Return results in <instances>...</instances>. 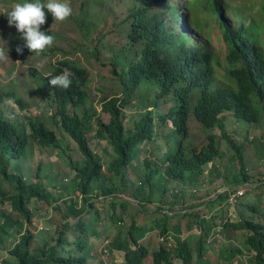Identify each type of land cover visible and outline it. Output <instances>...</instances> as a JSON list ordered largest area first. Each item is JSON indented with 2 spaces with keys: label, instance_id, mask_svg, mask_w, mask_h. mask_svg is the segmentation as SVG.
Listing matches in <instances>:
<instances>
[{
  "label": "trees",
  "instance_id": "1",
  "mask_svg": "<svg viewBox=\"0 0 264 264\" xmlns=\"http://www.w3.org/2000/svg\"><path fill=\"white\" fill-rule=\"evenodd\" d=\"M125 1L131 5L125 21L127 44L114 52L109 63H104L111 64L120 77L124 94L103 97L101 112L111 116L110 122L102 119L101 112L90 101L87 90L90 70L80 60L60 59L52 75L39 78L44 84V89H40L57 109V124L77 144L78 153H82L83 161L72 163L73 172L67 175L71 176L66 177L68 181L63 176L61 182L55 181L50 188L39 176L38 181H33L34 174L29 168L27 172L23 170L22 159L28 160L36 145L62 146L57 132L43 118L31 116L22 99L17 103L27 112L24 123L5 117L0 110V172L15 192L6 194L0 187L1 204L9 206V209H0V248H6L8 253L3 264H93L92 240L102 237L101 228L109 224L119 228V233L110 238V248L113 259L120 260L118 252L124 253L122 264H147L151 256L154 264H175L177 258L193 264L191 242L196 243L197 254L202 258L211 250L210 236L219 231L225 235L232 228L247 232L248 250L256 252V264H264V216L258 215L256 221L246 219L242 213L241 219L234 221L228 212L222 219L223 226L218 228L215 219L211 221L194 211L195 206L187 205V200L197 197L190 193L192 188H202L209 182L216 184L224 177L217 164L225 156L218 130L236 152L232 157L235 174L231 178L226 173L224 179L234 186L251 181L245 172V146L239 143V137L229 134L228 117H235L251 128L264 127V40L260 39V27L246 22L243 13L233 10L229 13L238 22L230 23L222 0H206L202 7L199 0H185L190 12L197 6L201 11L205 9L222 29L226 44L223 60L217 49L202 43L195 32L204 34L205 21L199 13L197 18L190 13L192 21L184 29L179 21L173 24L179 19L175 0ZM82 7L80 12L85 16ZM94 20L90 18L82 25L89 32L96 31L98 24ZM54 22L49 15L42 28L49 33ZM191 27L194 32H190ZM89 37H86L88 45ZM90 52L101 62L103 48L90 49ZM65 69L73 73L72 84L67 89L49 86V78ZM38 74L30 69L31 76L38 77ZM142 86L156 93L155 102L148 106L139 98L138 108L143 111L138 112L139 120L133 121L134 127H129L126 110L133 103L135 91ZM7 96L11 94L0 96V102ZM161 101L173 104L165 115L150 109L160 108ZM193 123L203 129V137L192 132ZM94 136L112 147L114 153L109 155L110 160L94 150ZM158 138L166 141V148H160L164 152L141 162L142 146L156 144ZM249 140L248 136L244 139L247 143ZM13 160L19 162L14 165ZM239 165L243 172L238 171ZM208 166L214 169L211 174L217 173L210 180L205 179ZM228 196L220 195L212 204ZM60 201L66 204L65 223L58 226L57 233L50 226L48 231L39 230L37 224L43 219L42 211L61 210L56 205ZM155 205H159L157 214L162 212L163 216L153 220V224L140 222L133 213H142L143 209ZM178 205L187 211L180 213L183 221L172 223L170 213ZM127 216H131L132 226L124 231L120 226ZM72 217L79 218L76 224L69 221ZM195 228L202 230V234L193 240L183 238V234ZM155 231L163 238L173 235L177 246L174 249H168L163 243L159 249L146 246L143 240ZM237 252L224 260L231 262Z\"/></svg>",
  "mask_w": 264,
  "mask_h": 264
},
{
  "label": "rangeland",
  "instance_id": "2",
  "mask_svg": "<svg viewBox=\"0 0 264 264\" xmlns=\"http://www.w3.org/2000/svg\"><path fill=\"white\" fill-rule=\"evenodd\" d=\"M16 2H18V0H0V12L10 9ZM68 2L72 8L71 14L62 21L55 20L50 30V34L53 36L52 43L38 53L30 52L27 49H25L23 53H17L15 51L16 46L18 44H22V41L19 39V34L16 33L14 27L7 25L6 14L0 13V96L11 94V96H7L5 98L6 101L4 103H0V110L5 117H10V119H14L17 123H24L27 112H25L24 109H21L19 103H17L19 99H22L27 104L30 115L33 117L43 118L48 126L54 129L62 140V146L60 148L40 147L39 145H36L34 147V152L30 154L28 160L22 159L24 172H27V169L29 168L31 173L34 174L32 180L38 181L37 177L39 176L42 178L40 181L45 182L47 186L53 185L55 181L61 182L63 176L65 177V180L68 181L66 177H69L70 179L71 176L67 175H71L73 172L71 170L73 167L72 163L82 162L83 157L81 152V154L78 153L77 144L72 141L69 136L64 133L61 127H59V124H57V120L55 119L57 109L51 104V102H49L48 97L43 92L42 89H44V84L39 80V77L29 76V70L33 69L43 73L45 76H48L54 72V65H56L59 59L69 58L77 61L80 60L90 70L91 82L87 88L88 96L90 101L97 106L99 112L102 111L101 102L103 97L106 95L117 97L124 96L120 77L114 73L111 64L105 65L104 63H109V60L112 59L114 52L122 48L123 45L127 44L128 34L127 23L125 21L128 17V11L130 9L129 6H131L130 3L125 0H68ZM185 2V0H175L179 19L173 21V18L171 17L173 24L179 21L180 26L186 29L185 25L187 26V22L192 21L193 18L190 13L196 15V18L198 17L197 13H199L205 21L203 29L204 34L199 33L196 30L195 32L201 39L200 41L202 43H208L214 46L219 52L220 59L225 60L226 44L223 39L222 29L219 27L215 19L208 15V12L205 9L203 10L202 8V11L200 9V7L204 6L206 0H199L198 4L201 6H197L194 12H190V8L186 7ZM227 2L228 5L226 6V0H222L224 8L227 10L226 14L230 23L238 22V19L235 15H230L229 11L233 10L239 12L240 14L243 13L246 17V22H254L260 27V39L264 40V0H227ZM82 4L85 6L82 7ZM81 7L85 12V16L80 12ZM90 18H94V21H97L98 26L96 31L89 32L82 25V22L88 21ZM190 32H194L192 27L190 28ZM87 36H90L89 39L91 40L89 45L86 43ZM209 37L211 41L209 40ZM103 42L106 44L105 47H103ZM192 42L194 43L193 40ZM99 47L100 49L103 48V53L101 55L102 63L98 61L90 52V49L95 50ZM39 84L42 86V89H40L41 87ZM155 97L156 93L147 86H142L139 90L135 91L134 97H132L133 103L126 110V123L129 127H134L133 121L139 120L138 112L143 111V109L138 108V99L143 98L146 105L149 106L151 105L150 103L155 102ZM172 105V103L166 105L163 101H161L160 108L155 107L150 109L158 111L160 115H165L168 113V109L171 108ZM89 106L91 105L89 104ZM22 112L25 113V116L22 115ZM101 115L105 122H110L111 116L109 114L101 112ZM52 119H54V122H52ZM157 120L159 121V117H157ZM237 121L239 120L235 117H228V132L233 137H239V143H242L245 146V172L251 176V181L234 186V184L227 183L224 179V177H226V173L229 175L228 177L231 178L235 174L234 166L236 165L232 162V157L236 152L229 147L227 142L222 138L221 132L218 130L217 133L221 138V145L225 156L222 160L218 161L217 164L221 168L224 177L217 180L215 182L216 184L209 182L202 188H192L190 193L197 194V197L193 198V200L190 199L188 203L190 206H201L204 202L211 203L210 200L216 201L220 195L229 194L231 190L237 189L245 184H252L254 185L253 189H251L248 194L242 197L235 205L233 208V217L230 218L237 221L238 219H241V214L244 213L246 219L253 218L256 220L258 215L264 216V127L251 128L244 122L239 121L238 123ZM169 128L172 130L171 126H169ZM158 131L162 132L163 129H159ZM192 132L199 137L204 136L203 129L201 130L200 128H197L196 123L192 124ZM177 136L178 135L174 136L176 140L178 139ZM247 136L250 139L248 143L244 141ZM165 146L166 141L164 138H158V142L156 144L150 143L146 145V147L142 146L140 161L143 162L146 157L149 156L156 155L158 157V152H164V150H161L160 148H166ZM92 147L94 150L102 154L106 160H110L111 157L109 155L114 153L112 147L107 141L101 142L95 136L92 138ZM70 159H72L71 163ZM18 162V160L12 161L14 165ZM237 167L239 172H243L240 165ZM209 169L212 171L214 170L208 166L207 171ZM24 172L23 175L25 174ZM212 174L210 173V175ZM210 175L208 176L206 173L207 178L205 179L210 180V178L216 177L217 173H214L212 176ZM24 176L25 178L27 177L30 179L27 174ZM0 187H3L2 189L6 194L13 195V193H15L13 186L8 180L4 179L1 172ZM173 189L178 191L181 190V188ZM185 189L188 190V187H185ZM53 191L54 189L52 192ZM205 198H209V200H205ZM228 198L225 199V201L223 200L215 203H218V210L220 211L219 214H214L216 212L215 211L207 216V219H210L211 221L212 219H215L218 228L223 226L222 219L228 215L230 209V206L227 203ZM56 205H58L61 210H54L53 208V212L52 209H49L48 211L44 209L42 211L43 219L37 224L39 226V230L42 226H44L46 228L45 231H48L50 230L48 226H50L53 228V232L57 233L58 226L61 223H65L66 220H64V217L66 214V204L64 201H60ZM155 207L156 206L153 208H145L142 213H138L137 211H133V213L140 220L142 217L141 215H144L145 213H147V216L157 215ZM252 208L256 209L257 212ZM0 209H9L8 205L1 204V197ZM180 209L182 212L187 211L186 207H181ZM177 210L178 208L174 211ZM206 211V207H203L202 209H199L198 212L204 216ZM212 214L214 218H212ZM162 216L163 213L161 212L158 217L161 218ZM78 220L79 218L72 217L69 221L76 224ZM140 222L143 221L140 220ZM131 226L132 218L131 216H127L120 227H122L124 231H127L131 228ZM245 233L247 232L232 228L227 229L225 231V235L219 231L216 235L213 234L210 236L208 247L213 251L224 250L222 253L212 251L211 255L214 257L212 259L207 256H205V259L203 260L202 258H199L196 243L191 242L195 259L193 264H208L209 261L214 262V264L217 261L216 264H218V254L221 255L224 253L223 256H227V253L225 252L230 251L227 250L226 246V244L231 243L229 238H234L235 240H233L235 244L232 247L229 245V247L233 250L237 247L243 251L242 253L237 252L238 257L229 264H256V252L248 250L246 246ZM188 234L189 233H186V235ZM106 238L101 239L100 237L102 242ZM162 238L163 237L160 238V234L157 232L152 236V243L156 245V248L161 246ZM8 245L11 246V242H8ZM7 259L8 253L6 252V248H0V264H3L4 260ZM99 259L100 257L97 258V261H99ZM118 261L121 260H118V258L113 259L114 264H118ZM146 263L154 264L153 257L151 256L148 258ZM178 264L184 263L179 262Z\"/></svg>",
  "mask_w": 264,
  "mask_h": 264
},
{
  "label": "clouds",
  "instance_id": "3",
  "mask_svg": "<svg viewBox=\"0 0 264 264\" xmlns=\"http://www.w3.org/2000/svg\"><path fill=\"white\" fill-rule=\"evenodd\" d=\"M71 12L72 8L70 7L68 0H18V2H16L10 9L0 13L6 14L7 25L10 27H14L16 33L19 34V39L22 41V44H18L16 46L15 51L17 53H23V51L27 49L30 52L38 53L41 50L45 49V47L50 45L53 41V36L50 34L51 31L48 33L45 29L42 28V25L45 24L47 16L50 15L53 20L62 21L67 18L71 14ZM58 61L56 65H54L55 67L58 64ZM39 73L40 74L38 75L42 76H38L39 78L45 79V77H47L43 73ZM29 76H31L30 70ZM72 76L73 73L70 70L65 69L60 74L50 77L48 80V84L49 86L67 89L72 84ZM40 87L42 86L40 85ZM5 101L6 100L0 103H4ZM22 115L25 116V113L22 112ZM81 199H83V196L81 197ZM45 229L46 228L44 226L40 228V230ZM162 239L161 242L167 247L166 243L163 242ZM106 240H110L111 245L110 238L104 239L100 251L98 252L100 261L103 264H114L112 258L114 252L112 253L110 245L105 246ZM105 249H109L111 251L110 256H105ZM94 256H96L95 253L93 254V257Z\"/></svg>",
  "mask_w": 264,
  "mask_h": 264
},
{
  "label": "crops",
  "instance_id": "4",
  "mask_svg": "<svg viewBox=\"0 0 264 264\" xmlns=\"http://www.w3.org/2000/svg\"><path fill=\"white\" fill-rule=\"evenodd\" d=\"M102 155V154H101ZM212 172V170L211 169H209L208 171H206V173L208 174V176L210 175V173ZM195 188H197V187H195ZM205 200H209V198H205ZM188 201L189 200H187V205H189V203H188ZM213 201H215V200H210V202L211 203H209V202H204L201 206H195L194 208H193V210L194 211H199V209H202L203 207H206V209H207V211L205 212V214L204 215H206V216H208V215H210L212 212H215L214 214H219V210H218V203L217 204H212V202ZM225 201V200H224ZM193 202H198V201H193ZM156 207H155V210H157L158 209V207H159V205H155ZM194 206V205H193ZM165 208V207H164ZM176 208H178V210L177 211H173V212H171V215L173 216V218L171 219V222L172 223H175V222H180V221H183L184 220V218H183V216L182 215H180V213H184V212H182L181 211V207L180 206H177ZM165 211H168V209H166ZM157 213V212H156ZM158 215V214H157ZM157 215H151V216H147V213H145L144 215H141L142 217L140 218V220L141 221H143L144 223H146V224H153V220H156L157 218H159ZM211 216H213V214L211 215ZM110 226H104L102 229H101V232H102V234L101 235H103L102 237H101V239H103V238H111V237H114V236H116L117 235V233H119V228L118 227H116V226H114V225H111V224H109ZM158 233V231H155V232H152L151 234H149L144 240H143V243L146 245V246H150L152 249H159V247L160 246H158L157 248H156V245L154 244V243H152V236L155 234V233ZM201 233V231L199 230V229H197V228H195V230L193 231V232H190L188 235H186V234H183V238H185V239H196V237H197V235L198 234H200ZM104 235H106V236H104ZM161 238V237H160ZM100 238H94L93 240H92V243H93V245H94V251H93V254L95 253L96 254V256H94L93 257V259H92V261L94 262V264H103L101 261H100V259H99V261H97V258L99 257V251H100V248H101V246H102V240H101ZM229 240H231V243H228V247H227V250H230V251H226L225 253H227V256H223V254H221V255H219L218 254V258H217V260H218V264H229V263H231V262H233L234 260H236V258L238 257V256H236L231 262H226L224 259H226V260H228V255H230L231 253H234V252H237V247L235 248V250H233L231 247L235 244L234 242H233V240H234V238H229ZM235 241V240H234ZM229 245L231 246V247H229ZM212 251L213 250H210L209 252H207L205 255H204V257H202V260L203 259H205V256H207L208 258H210V259H212V258H214L211 254H212ZM215 252H218V253H222V252H220V251H215ZM117 255H119V257H120V260L122 261L123 260V258H122V256L124 255V253L123 252H118V254ZM201 258V257H200ZM97 261V262H96ZM119 262L120 264H122V262ZM179 262H181V263H184V261L183 260H181V259H175V264H178ZM210 262V264H214V262H212V261H209ZM217 262V261H216ZM216 262H215V264H216ZM185 264V263H184Z\"/></svg>",
  "mask_w": 264,
  "mask_h": 264
},
{
  "label": "built area",
  "instance_id": "5",
  "mask_svg": "<svg viewBox=\"0 0 264 264\" xmlns=\"http://www.w3.org/2000/svg\"><path fill=\"white\" fill-rule=\"evenodd\" d=\"M254 187V185L252 184H245L237 189L231 190L229 192V198H228V204L229 206L232 208L229 211L230 216H233L234 210L233 208L235 207V205L239 202V200L246 196L248 194V192ZM123 224V223H121ZM163 242L166 243L167 247L169 249H173L176 247V241L173 237V235H170L166 238L162 239ZM110 245V240H106L105 241V246H109ZM111 251L109 249H105V256H110Z\"/></svg>",
  "mask_w": 264,
  "mask_h": 264
}]
</instances>
